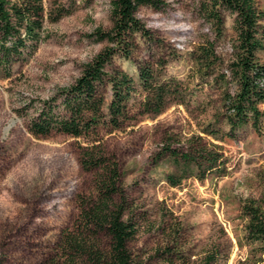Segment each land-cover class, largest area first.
<instances>
[{
	"label": "rangeland",
	"instance_id": "obj_1",
	"mask_svg": "<svg viewBox=\"0 0 264 264\" xmlns=\"http://www.w3.org/2000/svg\"><path fill=\"white\" fill-rule=\"evenodd\" d=\"M112 0H44L49 14L72 9L56 22L47 20L51 38L35 55L15 66L13 78L0 77V264H69L60 250L62 232L79 214L78 197L94 195L99 170L80 164L81 139L55 134L36 137L18 109L29 99L46 98L71 84L83 65L108 42L91 34L113 26ZM203 0H162L155 8L141 6L138 17L150 29L152 40L138 36L131 58L117 54L114 65L134 77L142 63L165 61L163 74L185 81L186 103H169L160 113H143L140 95L130 102L136 118L123 129L105 135L106 151L122 172L129 205L127 217L139 232L130 241L134 264H264V252L244 239L242 205L264 194V132L250 125L237 137L218 141L203 130H228L225 89L233 82L202 80L195 74L196 46L210 31ZM264 11V0H257ZM224 36L217 43L223 66L232 58L236 14L223 10ZM264 60V55H263ZM264 109V104L262 105ZM201 133L221 144L228 155V171L206 179L192 169L179 185L168 176L178 174L174 160L162 156L165 136L189 138ZM110 238L100 236L107 250Z\"/></svg>",
	"mask_w": 264,
	"mask_h": 264
},
{
	"label": "trees",
	"instance_id": "obj_2",
	"mask_svg": "<svg viewBox=\"0 0 264 264\" xmlns=\"http://www.w3.org/2000/svg\"><path fill=\"white\" fill-rule=\"evenodd\" d=\"M162 5V0H112V28H96L91 34L108 45L83 65L74 82L56 88L46 98H29L17 110L36 137L65 134L81 139L82 168L100 171L95 194L78 197L75 223L62 232L60 250L69 264H134L129 243L139 228L132 217H127L129 201L120 165L106 151L104 138L136 118L130 107L136 95L141 96L143 113H160L171 102L186 103L188 86L175 76H164V60L140 64L137 77L113 63L117 54L132 57L139 35L153 39L138 17L139 8ZM224 9L236 14L237 34L232 58L225 67L217 51L225 31ZM202 10L211 27L192 55L195 74L202 80L210 77L235 84L234 90L223 92L229 129L207 128L203 133L224 141L237 137L240 128L250 125L260 135L264 132V11L257 0H203ZM72 11L62 9L53 16L47 12L44 0H0V77L13 78L15 66L27 62L51 38L48 19L56 22ZM189 93L192 96V90ZM160 153L172 158L178 168V174L168 176L173 186L179 185L192 169L200 180L210 174L223 176L228 171L229 158L223 146L206 140L201 133L189 138L168 134ZM242 216L244 239L264 252V194L261 199H246ZM101 235L110 238L107 250L101 246ZM215 257L208 254L204 264H212Z\"/></svg>",
	"mask_w": 264,
	"mask_h": 264
}]
</instances>
